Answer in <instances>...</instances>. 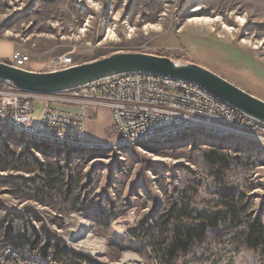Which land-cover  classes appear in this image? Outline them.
I'll return each instance as SVG.
<instances>
[{
	"label": "rangeland",
	"instance_id": "1",
	"mask_svg": "<svg viewBox=\"0 0 264 264\" xmlns=\"http://www.w3.org/2000/svg\"><path fill=\"white\" fill-rule=\"evenodd\" d=\"M193 16H220L236 31L187 23ZM15 49L31 54L36 71H49L54 56L80 64L117 51L195 61L264 99V0H0L3 61L11 63ZM44 106L34 100L33 125ZM85 128L87 140L116 138L105 107ZM158 141L174 143L46 156L0 139V241L47 240L51 231L67 250L101 264H125L127 252L143 264H264L261 145L200 129ZM78 217L105 240V256L70 245Z\"/></svg>",
	"mask_w": 264,
	"mask_h": 264
},
{
	"label": "built area",
	"instance_id": "2",
	"mask_svg": "<svg viewBox=\"0 0 264 264\" xmlns=\"http://www.w3.org/2000/svg\"><path fill=\"white\" fill-rule=\"evenodd\" d=\"M31 54L15 49L11 64L28 68ZM78 64L71 55L54 56L49 71ZM45 103L38 122L33 125L34 100ZM52 103L74 105L77 112L52 107ZM109 110L116 138L103 143L87 140L86 120L94 118L97 109ZM222 129L246 133V137L264 140V123L246 115L229 111V103L215 102V95L197 83L171 76L140 72L121 74L79 88L57 93H37L21 90L0 80V139H22L23 142L45 143L63 153L93 150V144L106 146L131 144L133 137L148 133L166 136L181 129ZM32 151H36L31 148ZM95 261L66 251L57 254L53 241L27 239L19 243L0 241V264H94ZM140 264H143L140 262Z\"/></svg>",
	"mask_w": 264,
	"mask_h": 264
},
{
	"label": "water",
	"instance_id": "3",
	"mask_svg": "<svg viewBox=\"0 0 264 264\" xmlns=\"http://www.w3.org/2000/svg\"><path fill=\"white\" fill-rule=\"evenodd\" d=\"M145 72L194 82L264 123V99L195 61L136 51H117L57 71H36L0 60V80L37 93L65 92L121 74Z\"/></svg>",
	"mask_w": 264,
	"mask_h": 264
},
{
	"label": "bare ground",
	"instance_id": "4",
	"mask_svg": "<svg viewBox=\"0 0 264 264\" xmlns=\"http://www.w3.org/2000/svg\"><path fill=\"white\" fill-rule=\"evenodd\" d=\"M200 6V5H199ZM195 7L193 11H199L201 10V7ZM237 21L241 24H244L247 22V15L245 14L244 16H239L236 18ZM216 22H221L223 25V29L228 32L229 34L232 33L233 31H236V27L233 26H228L225 22H222V18L220 16L217 17H209V16H193L190 17L187 20V23H193L197 24L200 26L203 25H212L215 24ZM151 27H154L155 29H160L159 25H152ZM148 26L146 25L144 29H147ZM134 28H131L130 31H133ZM185 32V31H184ZM244 42L249 43V44H254L256 47V44L251 40L244 38ZM230 53V52H229ZM244 63V62H243ZM140 78V72H134L131 73V79H138ZM215 102L219 104H227V102L221 100L217 96H215ZM229 111H236V108H234L232 105L229 104ZM237 116H244V112L239 111L237 109ZM197 127H189L188 129H181L180 133L178 134H171L169 135L170 137L172 136H177L181 134H189L193 133ZM203 133L213 135V136H218V137H235V138H247L251 139L252 141L257 142L259 145H261V148L263 149L264 152V140L259 139V138H254V137H246V133L242 132H230V131H225L222 129H211V130H202ZM166 138L165 135L159 134V133H148V134H142L140 136H134L133 137V145H137V148H140L141 146H146L148 144H151L155 141H158L159 139H164ZM97 145V144H93ZM118 148H130L132 147L131 144L128 143H119L117 145ZM76 225H78L79 229L76 231L71 237L68 238L70 245L79 252L87 253L90 254L94 257L100 256L103 257L105 256V240L103 238L97 237L94 234L91 233H86L83 230V226L86 225V220L83 218L78 217L76 220ZM132 258L133 264H140V260L138 259L137 254L133 252H127L124 254V261L126 260L125 264H132V261H130L128 258Z\"/></svg>",
	"mask_w": 264,
	"mask_h": 264
},
{
	"label": "trees",
	"instance_id": "5",
	"mask_svg": "<svg viewBox=\"0 0 264 264\" xmlns=\"http://www.w3.org/2000/svg\"><path fill=\"white\" fill-rule=\"evenodd\" d=\"M10 140H12V141H15V140H18V142H23V140L22 139H15V138H13V139H10ZM11 141V142H12ZM172 144V143H174L173 141H167V142H160V141H155L154 142V144H159V145H163V146H166L167 144ZM218 146H220V147H222L223 146V144L222 143H218ZM31 148H34L36 151H38V152H40V153H42V154H44V155H46V156H49V155H51V154H53V153H57V154H61V153H63L61 150H59V149H56V148H54L53 146H50V145H48V144H45V143H32V144H29L27 147H26V152L27 153H29V154H33L32 153V150H31ZM238 150H240L239 148H238ZM102 151H105V150H79V151H77V153H86V152H88V153H90L91 155H93V153L95 154V153H98V152H102ZM67 154H71V152H67ZM48 233V238H47V240H46V245L47 244H49V242H51V241H53L54 242V244H55V247H56V249H57V254H60V255H65L66 254V251H67V247L65 246V245H61V241L60 240H62L61 238H59V237H57V236H55L51 231H48L47 232ZM4 242H12V243H19L20 244V242H22V239H19V238H13V239H8V240H5ZM181 252L183 253V255H186L188 252L186 251V250H182L181 249ZM83 257H85V258H87V259H89V260H93L92 258H90V257H88V256H84L83 255ZM94 261V260H93ZM94 264H101V263H96V262H94Z\"/></svg>",
	"mask_w": 264,
	"mask_h": 264
},
{
	"label": "crops",
	"instance_id": "6",
	"mask_svg": "<svg viewBox=\"0 0 264 264\" xmlns=\"http://www.w3.org/2000/svg\"><path fill=\"white\" fill-rule=\"evenodd\" d=\"M0 60H4V57H3V56H1V55H0ZM31 62H32V61H31ZM31 62H30V64H31ZM30 64H29V65H30ZM28 68H29V67H28ZM29 69H32V70H37L38 68H37V67H35V65L33 64V65H32V67H30ZM91 141H92V140H91Z\"/></svg>",
	"mask_w": 264,
	"mask_h": 264
}]
</instances>
